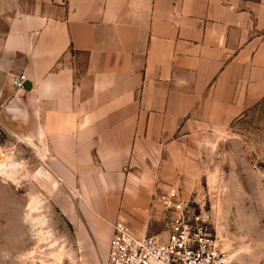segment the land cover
Instances as JSON below:
<instances>
[{
  "label": "crops",
  "instance_id": "crops-1",
  "mask_svg": "<svg viewBox=\"0 0 264 264\" xmlns=\"http://www.w3.org/2000/svg\"><path fill=\"white\" fill-rule=\"evenodd\" d=\"M263 100L264 0H0V122L34 142L83 264L116 221L158 231L156 197Z\"/></svg>",
  "mask_w": 264,
  "mask_h": 264
},
{
  "label": "rangeland",
  "instance_id": "rangeland-1",
  "mask_svg": "<svg viewBox=\"0 0 264 264\" xmlns=\"http://www.w3.org/2000/svg\"><path fill=\"white\" fill-rule=\"evenodd\" d=\"M17 131L0 122V264H83L34 142ZM197 151L195 177L178 188L232 264H264V100Z\"/></svg>",
  "mask_w": 264,
  "mask_h": 264
},
{
  "label": "built area",
  "instance_id": "built-area-1",
  "mask_svg": "<svg viewBox=\"0 0 264 264\" xmlns=\"http://www.w3.org/2000/svg\"><path fill=\"white\" fill-rule=\"evenodd\" d=\"M25 74L13 86L23 89ZM161 226L150 235L134 233L124 222L112 224L106 264H232L212 234L211 220L194 208L178 187L156 197Z\"/></svg>",
  "mask_w": 264,
  "mask_h": 264
},
{
  "label": "bare ground",
  "instance_id": "bare-ground-1",
  "mask_svg": "<svg viewBox=\"0 0 264 264\" xmlns=\"http://www.w3.org/2000/svg\"><path fill=\"white\" fill-rule=\"evenodd\" d=\"M3 173V172H5V166H4V164H0V173Z\"/></svg>",
  "mask_w": 264,
  "mask_h": 264
}]
</instances>
